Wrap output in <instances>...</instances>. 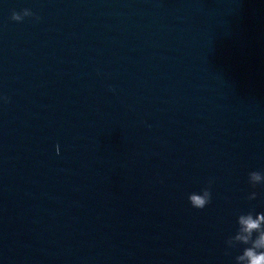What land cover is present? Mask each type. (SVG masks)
<instances>
[{
  "label": "water",
  "instance_id": "water-1",
  "mask_svg": "<svg viewBox=\"0 0 264 264\" xmlns=\"http://www.w3.org/2000/svg\"><path fill=\"white\" fill-rule=\"evenodd\" d=\"M250 170L264 0H0V264H234Z\"/></svg>",
  "mask_w": 264,
  "mask_h": 264
},
{
  "label": "clouds",
  "instance_id": "clouds-1",
  "mask_svg": "<svg viewBox=\"0 0 264 264\" xmlns=\"http://www.w3.org/2000/svg\"><path fill=\"white\" fill-rule=\"evenodd\" d=\"M35 16V13L29 8H24L17 12L15 10L11 13V19L14 21H22L25 17ZM5 103L8 102L9 97H3ZM57 152L59 146L57 145ZM248 183L255 189L257 186H264V172L258 170H250L248 172ZM213 179H209L207 185L199 192H190L187 196L192 207L196 209H203L206 205L211 203L212 191L211 185ZM257 191H251L247 195L248 200L256 199ZM237 228L234 234H230L225 244L227 249H235L243 245L241 251L234 256V264H264V211L257 212L255 208H251L246 212H238L236 217ZM226 249V255L230 254Z\"/></svg>",
  "mask_w": 264,
  "mask_h": 264
}]
</instances>
